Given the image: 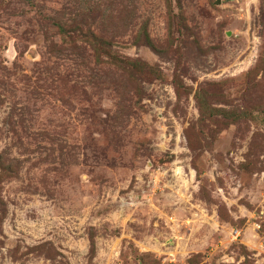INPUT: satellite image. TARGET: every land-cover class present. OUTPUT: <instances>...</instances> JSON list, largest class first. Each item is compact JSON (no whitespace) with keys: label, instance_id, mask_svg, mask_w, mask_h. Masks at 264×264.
I'll return each mask as SVG.
<instances>
[{"label":"rangeland","instance_id":"1","mask_svg":"<svg viewBox=\"0 0 264 264\" xmlns=\"http://www.w3.org/2000/svg\"><path fill=\"white\" fill-rule=\"evenodd\" d=\"M0 152V264H264V0H0Z\"/></svg>","mask_w":264,"mask_h":264},{"label":"trees","instance_id":"2","mask_svg":"<svg viewBox=\"0 0 264 264\" xmlns=\"http://www.w3.org/2000/svg\"><path fill=\"white\" fill-rule=\"evenodd\" d=\"M169 3V2H168ZM170 4V3H169ZM57 34L62 37L60 41H54L51 43L50 51L54 55L60 54L63 50L69 49L72 54H77L80 58L83 59L85 54L83 53L85 49H89L93 56L95 57V64L101 63L104 66H116L120 70H139L140 72L148 69L151 72L158 74L159 69L157 67L150 66L148 63L143 62L139 59H133L129 56L121 54L118 50L114 48V41L108 40L103 36L99 35L93 28H81L79 26H71L66 24L62 19H56L53 27ZM138 39L136 42L145 43L150 47H154V43L151 39V36L147 32L145 26L140 27L138 31ZM97 81H100L102 85L104 82L99 77ZM60 81L65 83V76H60ZM211 92L206 90H198L195 93V99L198 105L199 118L201 122L212 121L214 118L219 117L221 119L227 120L226 123L236 121L243 114L244 111H240L236 108H218L213 106V98ZM189 140V138H188ZM191 143V142H190ZM191 148V144H189ZM4 152H0V170L3 171L5 164ZM0 172V178H1Z\"/></svg>","mask_w":264,"mask_h":264},{"label":"water","instance_id":"3","mask_svg":"<svg viewBox=\"0 0 264 264\" xmlns=\"http://www.w3.org/2000/svg\"><path fill=\"white\" fill-rule=\"evenodd\" d=\"M217 3H219V2H217Z\"/></svg>","mask_w":264,"mask_h":264}]
</instances>
